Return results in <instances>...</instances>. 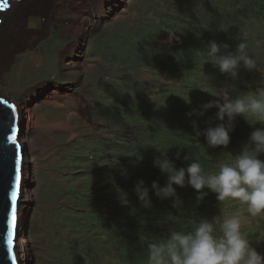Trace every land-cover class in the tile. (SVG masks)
<instances>
[{
    "label": "rangeland",
    "instance_id": "374dc122",
    "mask_svg": "<svg viewBox=\"0 0 264 264\" xmlns=\"http://www.w3.org/2000/svg\"><path fill=\"white\" fill-rule=\"evenodd\" d=\"M69 17V37L32 27L41 34L35 49L15 54L0 79V94L31 105L35 116L32 125L28 117L21 122L37 131V163L23 177L24 186L25 174H33L32 201L21 206L28 264H147L149 243L221 212H240L242 234L264 255V214H248L239 201L218 202L209 190L198 202L189 185H174L183 201L174 208L151 188L167 183L168 174L154 167L162 153L177 169L198 160L214 170L262 126L237 116L226 148L209 147L202 134L220 123L218 109L202 107L219 99L217 91L235 85L229 95L243 94L264 81V0H101L88 16L77 9ZM212 40L228 44L226 51L245 42L256 68L241 67L236 80L221 74L197 51ZM73 51L83 59L72 62ZM194 110L204 114L189 116ZM140 180L151 208L134 191Z\"/></svg>",
    "mask_w": 264,
    "mask_h": 264
},
{
    "label": "clouds",
    "instance_id": "9594fccd",
    "mask_svg": "<svg viewBox=\"0 0 264 264\" xmlns=\"http://www.w3.org/2000/svg\"><path fill=\"white\" fill-rule=\"evenodd\" d=\"M229 47L212 40L205 49L197 51L208 57L221 74L233 80L238 79L241 67L248 71L256 68L255 60L246 51L245 42H239L234 51H226ZM230 91L235 92V85L217 91L214 96L219 99L202 106L205 111L212 107L218 109L215 119L220 121L202 133L208 146L226 148L229 145L237 116H242L250 124L259 122L262 126L251 132L248 143L239 153L230 161L219 162L214 170H206L198 160H191L186 168L177 169L164 153L163 158L154 160V167L168 174V179L165 186L154 181L151 188L157 197L171 198L174 208L183 206L174 185L181 188L189 185L196 191L198 202L208 194L205 190H209L216 194L218 202L239 201L246 205L248 214H264V159L260 158L264 154V81L255 91L229 95ZM186 102L190 103V100ZM193 114L203 115L204 112L194 110L188 113L189 116ZM200 134L197 131V135ZM116 163L107 165L115 166ZM134 191L143 207L151 208L149 188L143 180L138 181ZM241 227L240 212L202 216L192 222L189 230L169 229L165 238L149 243L147 264H264V255L242 234Z\"/></svg>",
    "mask_w": 264,
    "mask_h": 264
},
{
    "label": "bare ground",
    "instance_id": "6f19581e",
    "mask_svg": "<svg viewBox=\"0 0 264 264\" xmlns=\"http://www.w3.org/2000/svg\"><path fill=\"white\" fill-rule=\"evenodd\" d=\"M98 2L100 4L101 0H8L9 8L5 7V10L0 11V19L3 21L0 26V79L2 73L9 70L15 63V54L20 53L24 49H28L29 51L35 49L34 42L39 40L41 34H38L32 27H39L44 34H46L49 27H54L62 36L69 37L73 31V20L71 21L69 16L74 14V11L77 9L82 10L88 16L92 12L93 6ZM104 8L101 6V9ZM83 19L85 18L83 17ZM96 24L93 23L91 26L95 27ZM21 42H25L26 46L24 47ZM79 51H73L72 54L74 56L70 55L72 62L83 59L80 54L78 55ZM66 66L70 67L71 64ZM80 69L82 71L86 69L84 63L81 64ZM46 92L44 91L42 96ZM67 98L66 94L62 97L63 100ZM15 106L18 110L20 122L28 117L32 125L35 121V116L32 119L30 117L31 105L27 104L20 107L15 104ZM68 120L70 121V117H68ZM20 133L22 137L19 142L26 158L24 160L25 167L30 169L37 163V150L33 146V140L37 131L36 129H28V125L24 124L20 126ZM32 185L33 174L29 170L25 174V188H22L20 206L26 205L30 207ZM21 218L20 236L18 239L19 264H28L30 242L26 235L27 213L23 212Z\"/></svg>",
    "mask_w": 264,
    "mask_h": 264
},
{
    "label": "water",
    "instance_id": "95a60500",
    "mask_svg": "<svg viewBox=\"0 0 264 264\" xmlns=\"http://www.w3.org/2000/svg\"><path fill=\"white\" fill-rule=\"evenodd\" d=\"M5 7L9 8L8 0H0V11ZM20 126L17 107L0 94V264H19L23 212L20 198L25 170Z\"/></svg>",
    "mask_w": 264,
    "mask_h": 264
},
{
    "label": "snow or ice",
    "instance_id": "6c2138e0",
    "mask_svg": "<svg viewBox=\"0 0 264 264\" xmlns=\"http://www.w3.org/2000/svg\"><path fill=\"white\" fill-rule=\"evenodd\" d=\"M15 196V194H13Z\"/></svg>",
    "mask_w": 264,
    "mask_h": 264
}]
</instances>
